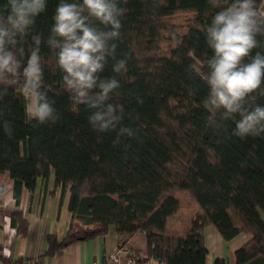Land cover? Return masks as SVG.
<instances>
[{
  "label": "trees",
  "instance_id": "trees-1",
  "mask_svg": "<svg viewBox=\"0 0 264 264\" xmlns=\"http://www.w3.org/2000/svg\"><path fill=\"white\" fill-rule=\"evenodd\" d=\"M57 2L48 0L36 20L34 31L45 38ZM120 7L121 37L114 43L117 58H127L126 71L112 73L110 60L101 75L120 80L115 99L124 106L122 124L136 130L135 138L114 147L115 132L91 129L90 110L73 107L45 46L44 84L61 119L31 120L14 89L0 100V120L14 129L9 138L0 128V175L12 181L15 204L22 188L31 193L50 172L59 202L68 192V231L59 242L47 236L42 256L103 237L113 226L122 245L143 234L150 262L204 264L202 231L213 226L225 242L249 236L235 251L234 264H264V137L232 136L231 121L215 130L202 106L208 93L204 61L212 55L204 29L220 9L209 0H121ZM256 9L264 15L263 0H256ZM30 45L29 37L25 51ZM256 103L264 105V98ZM2 200L0 187V211ZM9 223L17 235H26L20 212L11 213ZM74 223L80 232L70 234Z\"/></svg>",
  "mask_w": 264,
  "mask_h": 264
},
{
  "label": "clouds",
  "instance_id": "clouds-1",
  "mask_svg": "<svg viewBox=\"0 0 264 264\" xmlns=\"http://www.w3.org/2000/svg\"><path fill=\"white\" fill-rule=\"evenodd\" d=\"M121 0H58L45 38L34 31L37 18L46 12L48 0H0V100L14 89L24 99L26 115L39 124H55L61 114L44 84L41 47L54 55L61 83L76 111L90 110L88 124L94 132H115L112 145L122 138H135L136 130L122 124L124 106L116 101L121 82L111 71H126L127 58H117L124 9ZM219 8L204 29L212 55L204 61L203 80L208 93L202 101L215 130L231 121V135L264 137V15L256 0H209ZM30 37L31 45H24ZM23 57V60L21 59ZM0 128L11 138V121L0 120Z\"/></svg>",
  "mask_w": 264,
  "mask_h": 264
},
{
  "label": "crops",
  "instance_id": "crops-1",
  "mask_svg": "<svg viewBox=\"0 0 264 264\" xmlns=\"http://www.w3.org/2000/svg\"><path fill=\"white\" fill-rule=\"evenodd\" d=\"M2 206L0 211V260L7 264H102L106 254L114 252L119 244L113 226H108L107 234L91 240L76 241L59 249L52 257L42 256L46 248V237L52 236L59 242L68 231L70 214L66 209L68 192H63L59 202V189L54 188L53 173L46 179H39L31 193L20 190L18 203L13 197V183L7 174L0 175ZM20 212L27 222L25 236L15 233L10 226L9 217ZM80 232L74 223L70 234ZM205 248L204 264H234L235 251L243 246L249 236L239 234L229 241H223L213 226L202 231ZM145 237L141 233L133 235L123 245L127 251L145 254ZM124 256L120 261H124Z\"/></svg>",
  "mask_w": 264,
  "mask_h": 264
},
{
  "label": "built area",
  "instance_id": "built-area-1",
  "mask_svg": "<svg viewBox=\"0 0 264 264\" xmlns=\"http://www.w3.org/2000/svg\"><path fill=\"white\" fill-rule=\"evenodd\" d=\"M124 256V261H120V257ZM1 264V263H0ZM34 264V263H27ZM102 264H157L145 259L143 253L139 251H126L122 244H118L117 249L103 258Z\"/></svg>",
  "mask_w": 264,
  "mask_h": 264
},
{
  "label": "rangeland",
  "instance_id": "rangeland-1",
  "mask_svg": "<svg viewBox=\"0 0 264 264\" xmlns=\"http://www.w3.org/2000/svg\"><path fill=\"white\" fill-rule=\"evenodd\" d=\"M263 2H264V0H263Z\"/></svg>",
  "mask_w": 264,
  "mask_h": 264
}]
</instances>
